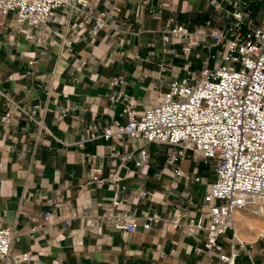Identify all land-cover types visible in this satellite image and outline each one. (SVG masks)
<instances>
[{
    "label": "crops",
    "instance_id": "1",
    "mask_svg": "<svg viewBox=\"0 0 264 264\" xmlns=\"http://www.w3.org/2000/svg\"><path fill=\"white\" fill-rule=\"evenodd\" d=\"M88 1L78 13L59 10L36 25L0 13V227L13 230V252L30 254L24 264H222L216 253L196 252L203 234L188 237L171 225L175 211L195 217L203 205L214 179L203 177L201 164L191 171L187 158L176 167L139 138L89 142L86 130L122 120L124 101L114 100L122 94L142 113L177 76L215 64L211 31L224 27L234 2H244L255 19L260 3ZM90 12L105 14L96 36L93 21L85 22ZM171 18L201 33L188 55L169 37ZM141 147L150 157L137 167ZM177 168L200 181L177 175ZM97 169L101 183L93 181ZM109 213L132 216L135 230L117 229ZM153 213L161 220L145 230ZM235 236L236 264H264L263 234L238 228ZM231 237L228 231L220 238L223 251Z\"/></svg>",
    "mask_w": 264,
    "mask_h": 264
},
{
    "label": "built area",
    "instance_id": "2",
    "mask_svg": "<svg viewBox=\"0 0 264 264\" xmlns=\"http://www.w3.org/2000/svg\"><path fill=\"white\" fill-rule=\"evenodd\" d=\"M257 1L258 19L242 1L234 2L236 10L228 17L222 14L228 19L224 27L210 33L212 46L216 48L210 58L215 64L177 76L157 96L155 104L142 113L136 110L131 95L122 94L114 100L124 101L123 119H113L101 129L92 126L86 130L85 140L89 142L98 138L111 142L139 138L167 147L170 162L183 160L188 152L197 153L209 162L214 180L203 195L197 215L184 218L175 211L171 225L188 237L203 234V245L196 252L216 253L222 264H236L240 254L235 242L236 214L247 210L264 215V0ZM211 2L219 9V3ZM88 7V0H0L1 14L14 13L17 20L34 25L51 21L59 10L78 13ZM90 21H93L91 33L96 36L106 25L105 14L90 12L85 22ZM167 31L175 43L181 44L184 54L199 45L196 37L201 33L196 28L171 18ZM138 154L135 165L142 167L150 156L145 147ZM99 174L97 169L93 181H103ZM176 174L191 178L178 168ZM191 179L200 181L198 176ZM118 180L114 175L113 181ZM114 202L118 203L117 196ZM108 216L114 217L117 229L135 230L132 216L121 213ZM145 219L143 228L148 230L161 220V215L153 213ZM228 231H232L230 249L223 251L220 238ZM14 238L10 227H0V264H24L30 259L27 252H13ZM194 264L210 263L199 260Z\"/></svg>",
    "mask_w": 264,
    "mask_h": 264
},
{
    "label": "rangeland",
    "instance_id": "3",
    "mask_svg": "<svg viewBox=\"0 0 264 264\" xmlns=\"http://www.w3.org/2000/svg\"><path fill=\"white\" fill-rule=\"evenodd\" d=\"M209 50L210 52H216L215 47L213 46H209ZM208 50V49H207ZM206 48L205 50H203V52H207ZM211 55V53H210ZM190 59V57H189ZM192 59H195L194 57L191 58V61L194 62ZM197 60V59H195ZM214 59L210 58L209 56V64L214 63ZM183 74V71L179 72V75ZM154 154L157 156V159L160 160H170L169 158V149L167 147H163V146H154ZM191 159V165L192 168L190 169L191 171L193 170V165L195 162H198L199 165L201 164L202 168H203V177L206 178L208 181H212L214 179V173L212 171L211 165L209 162H206L204 160H202L200 158V156L197 153H192V152H188V156L184 159ZM182 160L177 159L175 160L173 163L176 165V167H178L180 165ZM207 180L205 182H207ZM204 182V183H205ZM240 214L242 215V217L244 218V220L241 221V223L236 227V229H241L243 230L245 233H249V234H253L254 232L259 234V230L261 228L264 227V215H256L254 213H252L251 211H240Z\"/></svg>",
    "mask_w": 264,
    "mask_h": 264
},
{
    "label": "bare ground",
    "instance_id": "4",
    "mask_svg": "<svg viewBox=\"0 0 264 264\" xmlns=\"http://www.w3.org/2000/svg\"><path fill=\"white\" fill-rule=\"evenodd\" d=\"M242 220H244V218L242 217V215L240 214V212H238V213L236 214L237 226L241 223ZM242 222H243V221H242ZM237 226H236V227H237ZM259 234H260V235H261V234L264 235V227L261 228V229L259 230Z\"/></svg>",
    "mask_w": 264,
    "mask_h": 264
}]
</instances>
